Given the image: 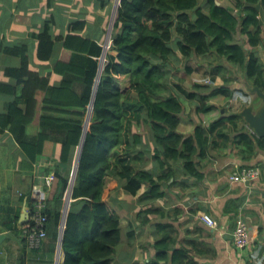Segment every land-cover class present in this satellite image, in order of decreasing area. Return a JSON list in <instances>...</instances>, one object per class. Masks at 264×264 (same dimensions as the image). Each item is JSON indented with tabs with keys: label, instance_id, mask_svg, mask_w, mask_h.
I'll list each match as a JSON object with an SVG mask.
<instances>
[{
	"label": "trees",
	"instance_id": "obj_1",
	"mask_svg": "<svg viewBox=\"0 0 264 264\" xmlns=\"http://www.w3.org/2000/svg\"><path fill=\"white\" fill-rule=\"evenodd\" d=\"M227 1L229 4L220 0H121L105 62L101 63L103 44L68 34L63 38L64 50L71 56L68 61L57 62L54 71L61 81L55 86L49 84L48 77L40 78L31 71L23 74L27 68L23 62V100L10 103L3 127L9 129L25 155L32 177L38 158L45 156L47 163L39 168L35 181L49 173L55 176V193L46 204L47 237L54 243L73 158L84 135L62 235L61 264H112L121 229L117 213L102 198L108 178L120 181L123 190L132 196L145 186L140 201L143 197L158 200L164 198L165 186L171 187L179 180L172 165H182L185 176L197 179L196 156L204 155L216 140H232L244 146L249 155L255 148L264 151V138L253 139L238 131L237 121L241 118L233 114L219 116L206 129L196 127L190 136L177 131L185 112L183 98H198V114H208L214 109L207 104L210 96L232 97L231 89L236 85L224 83L228 67L240 70V85L257 86L264 92V62L256 53L262 44L264 0ZM82 27L79 22L72 29ZM37 37L39 56L47 59L53 41L46 29ZM75 54L81 55V64L75 62ZM177 57L186 62L198 59L200 66L211 68V81L220 74L217 77L223 85L208 86L207 95L187 92L182 80L168 85L167 73L176 70L171 65ZM120 76L128 79V89L119 86ZM92 99L91 117L84 132ZM141 121L148 124L155 142L153 154L160 170L157 174L137 169L143 154L136 151L140 138L132 128ZM29 124L39 127L33 137L27 133ZM55 144L57 156L52 155ZM28 200L32 208L30 194ZM151 212L147 206L138 217ZM173 232L171 223L156 224L155 255L147 264H201L198 259L205 252L196 248V242L183 241L171 247Z\"/></svg>",
	"mask_w": 264,
	"mask_h": 264
},
{
	"label": "crops",
	"instance_id": "obj_2",
	"mask_svg": "<svg viewBox=\"0 0 264 264\" xmlns=\"http://www.w3.org/2000/svg\"><path fill=\"white\" fill-rule=\"evenodd\" d=\"M115 1L0 0V236L3 235L0 239V264H61L64 230L62 226L63 223L65 226L66 220L64 209L68 212L72 202L71 193L77 167L75 162L81 144L83 145L82 138L73 158V170L69 187L64 194L62 218L55 243L51 237H47L40 249H29L22 235V226L26 222L22 221L26 218L25 211L30 206L28 195L33 184L37 182L34 179L39 168L47 162L44 155L40 156L32 177L25 155L9 129L3 127L10 103L23 100L26 79L25 76L20 77L23 62L27 63L23 74L31 71L40 78L48 77L50 85H58L61 76L54 71L55 66L57 62L68 61L71 56L65 54L63 38L68 34L80 35L96 45H102L109 33ZM79 22L83 23V27L80 30L77 28L76 31L72 29ZM45 29L53 45L48 58L42 59L39 56L37 35ZM256 53L264 62V30L262 44L256 49ZM80 57V54H75L76 63L81 64L78 62ZM196 60L198 59H194ZM200 65L201 63L197 64L198 68ZM205 68L210 74L211 68ZM217 76L215 84L221 81ZM234 76L236 80L232 78V82H235L236 87L231 91L236 90L246 95L244 83L240 85L238 82L240 75ZM205 77L208 78L209 75ZM118 82L120 87L129 88L127 78L120 76ZM183 103L185 106V102ZM192 107L195 110L194 105ZM191 108L185 106V112L181 115L177 127V131L185 136L192 135L196 127L206 129L221 115L236 113H228L223 107L219 111L215 108L206 114L207 117L195 121L189 114ZM91 112L89 106L84 132L88 129ZM237 124L238 131L247 133L253 139L259 138L242 118ZM38 128L36 124H29L26 128L28 135L33 137ZM132 131L140 138L136 151L143 154L137 169L159 173V164L153 154L155 142L148 124L141 121L133 125ZM234 135L235 133L230 137ZM56 147L58 148L55 144L53 156H57ZM245 150L244 146L234 144L232 140L226 143L216 140L215 145L207 148L204 155L196 156L197 179L185 176L182 165H172L177 170L179 180L171 187L165 186V196L158 200L143 197L140 201V197L147 190L145 186L136 196H132L123 190L120 181L108 178L102 198L119 217L120 244L123 240L120 250L134 253L133 258L126 264H147L154 257L153 243L157 234V223L173 225L172 248L179 246L183 241L193 245L196 242V248L205 252V256L198 259L201 264H264V151L255 148L252 155H249ZM246 166H258L262 169L258 181L248 185L229 181L232 173ZM172 181L173 179L169 183ZM55 189V183L47 189L48 200L53 198ZM147 206L153 212L140 216L146 219L138 217V213ZM199 214L213 218L218 223L217 228H209L197 220ZM237 219L244 221L252 237L251 243L243 249L236 248L232 242V232Z\"/></svg>",
	"mask_w": 264,
	"mask_h": 264
},
{
	"label": "built area",
	"instance_id": "obj_3",
	"mask_svg": "<svg viewBox=\"0 0 264 264\" xmlns=\"http://www.w3.org/2000/svg\"><path fill=\"white\" fill-rule=\"evenodd\" d=\"M121 0H116L113 8V13L110 17L109 33L106 41L102 45V53L104 56L107 54L111 47V31L113 23L116 18L117 9L120 6ZM262 174V169L258 166H246L240 170L232 173L229 176V181L232 183H240L248 185L255 181H258ZM55 176L53 173H49L41 177L39 182L33 184L30 191V199L33 202L25 211L27 216L26 223L22 226V235L24 240L31 250L40 249L44 240L47 238V215H46V204L48 200V194L46 188H50L54 183ZM197 220L206 224L209 228L215 229L218 223L206 214H199ZM252 241L251 233L249 228L243 220L237 219L235 222L234 230L232 232V242L238 249L247 247Z\"/></svg>",
	"mask_w": 264,
	"mask_h": 264
},
{
	"label": "rangeland",
	"instance_id": "obj_4",
	"mask_svg": "<svg viewBox=\"0 0 264 264\" xmlns=\"http://www.w3.org/2000/svg\"><path fill=\"white\" fill-rule=\"evenodd\" d=\"M222 1V3L224 4H229V2L227 0H220ZM105 62V60L102 62V64ZM198 60L194 61V60H188L186 62L185 59L177 57L174 59L173 64L171 65V68L176 69V70H168V78L169 80L167 81L168 85H171L174 82H179V80L184 81L182 84V87L184 89H186L187 92L192 93V92H197L198 93H203V95H207L210 91V87L208 86H216V87H220L223 84V80L221 79V81L219 80L218 84H215L217 82V78L215 82L211 81L210 78V74L209 72H207V69L204 66H200L198 68L197 64H198ZM189 69H191V73H189ZM227 69H230L229 73H225L227 80L224 82L226 84H234L235 82H232V78H235L236 76L234 75H240L241 73L240 70L238 69H234L231 70L230 67H228ZM226 71V70H225ZM224 72V71H223ZM231 74V76L229 75ZM209 75L208 78H206L205 76ZM239 80V79H238ZM173 82V83H172ZM210 83V84H209ZM195 84L200 85L201 87L196 88ZM208 84V86H207ZM220 85V86H219ZM124 87V86H122ZM96 89V88H95ZM94 89V92H95ZM245 90V87L243 88ZM195 92V93H196ZM232 96L231 98H226L223 96H210L209 100L207 101L208 105H212L215 108H217L216 110L219 111L222 107L224 108V110L228 113L231 112H239L241 111L245 106L249 105V104H253V103H258V100H256L255 96L249 95L248 93L246 95H244L242 92L240 93L239 91L234 90L232 92ZM93 100V99H92ZM184 102H185V106L188 107V109L191 108L192 105H194L195 110H193V107L190 110V115L192 116V118L196 121L197 119H201L202 117H207L206 114H202L201 116H199L198 112H197V108L199 107V102H198V98L195 100H185L183 98ZM91 105V104H90ZM217 106V107H216ZM213 109V110H214ZM193 110V111H192ZM123 242V240H122ZM121 244H119V246L116 249V254L113 257V261L112 264H126V262L130 259L133 258L134 253L132 251H124V250H120L121 248Z\"/></svg>",
	"mask_w": 264,
	"mask_h": 264
},
{
	"label": "water",
	"instance_id": "obj_5",
	"mask_svg": "<svg viewBox=\"0 0 264 264\" xmlns=\"http://www.w3.org/2000/svg\"><path fill=\"white\" fill-rule=\"evenodd\" d=\"M98 82V78H97ZM247 92L254 95L258 103H253L250 105L245 106L241 111L233 113V115L238 116L242 118L248 125L249 129L259 138H264V92H262L257 86L254 87H249L247 86L246 88ZM93 105V100L91 102L90 108L92 109ZM82 143L84 140V135L82 137ZM82 147V144H81ZM81 147L79 149L75 166L78 163L79 157H80V152H81ZM67 210L64 209V217H66ZM27 221V216L22 222ZM62 228L64 229V223ZM3 235L0 236V239L2 238ZM61 240V239H60Z\"/></svg>",
	"mask_w": 264,
	"mask_h": 264
},
{
	"label": "clouds",
	"instance_id": "obj_6",
	"mask_svg": "<svg viewBox=\"0 0 264 264\" xmlns=\"http://www.w3.org/2000/svg\"><path fill=\"white\" fill-rule=\"evenodd\" d=\"M246 88H247V87H246ZM246 88H245V91H246V93H248L247 90H246ZM248 94L251 95L250 93H248ZM252 96H254V95H252ZM256 100H257V98H256ZM52 185H53V184H52Z\"/></svg>",
	"mask_w": 264,
	"mask_h": 264
}]
</instances>
